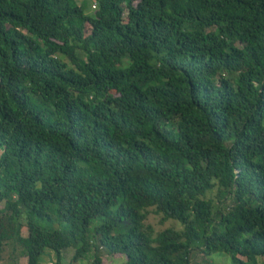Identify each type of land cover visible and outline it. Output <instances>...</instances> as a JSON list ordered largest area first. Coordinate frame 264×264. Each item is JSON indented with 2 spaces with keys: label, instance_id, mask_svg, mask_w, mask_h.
<instances>
[{
  "label": "trees",
  "instance_id": "obj_1",
  "mask_svg": "<svg viewBox=\"0 0 264 264\" xmlns=\"http://www.w3.org/2000/svg\"><path fill=\"white\" fill-rule=\"evenodd\" d=\"M1 202L0 260L264 264V0H0Z\"/></svg>",
  "mask_w": 264,
  "mask_h": 264
},
{
  "label": "rangeland",
  "instance_id": "obj_2",
  "mask_svg": "<svg viewBox=\"0 0 264 264\" xmlns=\"http://www.w3.org/2000/svg\"><path fill=\"white\" fill-rule=\"evenodd\" d=\"M81 0H76L80 3ZM93 8V7H92ZM123 65L122 61H116L112 63L113 68H121ZM226 192L221 191L218 194L217 188L207 193V198H211L215 206L220 205V201H224ZM226 204L232 205L231 201H226ZM225 208V205H222ZM4 207V203H0V209ZM145 224L150 225L155 232L161 231L165 228H174L176 230H182L183 226L181 223L175 220L161 221V215L157 214L154 208H149L147 211V217L145 219ZM75 253V249L69 248L64 250L62 255V264H88L93 259L94 250L90 249L88 253L85 254L83 260L72 262L71 259ZM102 256V264H119L124 261V258L119 255H112L104 249H100L99 253ZM51 256L50 252H46L41 257V264H50L49 258ZM50 259L53 260L51 257ZM27 260L23 254L22 248L16 242L3 243L1 251L0 264H26ZM190 264H234L232 258L224 253H211L208 256H204L200 249H195L191 253V263Z\"/></svg>",
  "mask_w": 264,
  "mask_h": 264
}]
</instances>
